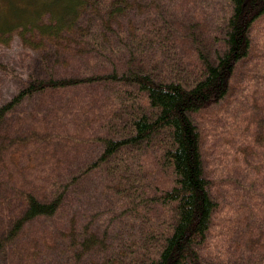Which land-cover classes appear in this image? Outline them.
I'll return each mask as SVG.
<instances>
[{"label": "trees", "instance_id": "1", "mask_svg": "<svg viewBox=\"0 0 264 264\" xmlns=\"http://www.w3.org/2000/svg\"><path fill=\"white\" fill-rule=\"evenodd\" d=\"M262 16L264 0H0V54L20 58L0 60L19 82L0 103V264H217L194 115L228 96ZM260 201L234 264H264Z\"/></svg>", "mask_w": 264, "mask_h": 264}, {"label": "rangeland", "instance_id": "2", "mask_svg": "<svg viewBox=\"0 0 264 264\" xmlns=\"http://www.w3.org/2000/svg\"><path fill=\"white\" fill-rule=\"evenodd\" d=\"M262 17L252 30L250 56L238 65L228 96L194 115L203 138L206 172L212 180V191L220 203L202 252L204 260L217 264L235 262V243L243 232L240 226L245 221L250 222V227L254 225L257 219L255 204H263L260 198L264 199V127H260L264 118ZM213 39L210 38L209 42H213ZM0 60L20 70V58L14 50L3 51ZM18 86L19 82L15 78L1 77L0 103L9 99ZM95 88L100 92L98 87ZM89 89L94 88L89 86ZM101 94L99 103L104 105L113 97L109 90H101ZM90 185H93V180ZM243 187L246 188L245 193L241 191ZM256 194L263 197L255 198Z\"/></svg>", "mask_w": 264, "mask_h": 264}, {"label": "bare ground", "instance_id": "3", "mask_svg": "<svg viewBox=\"0 0 264 264\" xmlns=\"http://www.w3.org/2000/svg\"><path fill=\"white\" fill-rule=\"evenodd\" d=\"M227 1V0H226ZM223 3V2H222Z\"/></svg>", "mask_w": 264, "mask_h": 264}]
</instances>
